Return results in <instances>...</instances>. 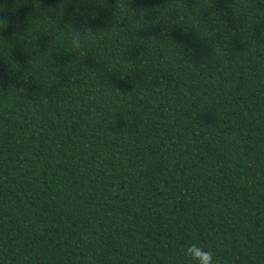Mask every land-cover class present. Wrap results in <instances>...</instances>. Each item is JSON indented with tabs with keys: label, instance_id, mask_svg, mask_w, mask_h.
I'll use <instances>...</instances> for the list:
<instances>
[{
	"label": "trees",
	"instance_id": "16d2710c",
	"mask_svg": "<svg viewBox=\"0 0 264 264\" xmlns=\"http://www.w3.org/2000/svg\"><path fill=\"white\" fill-rule=\"evenodd\" d=\"M0 264H264V0H0Z\"/></svg>",
	"mask_w": 264,
	"mask_h": 264
}]
</instances>
